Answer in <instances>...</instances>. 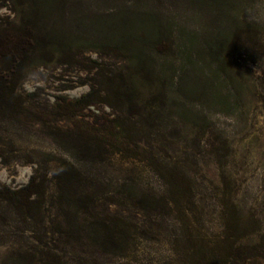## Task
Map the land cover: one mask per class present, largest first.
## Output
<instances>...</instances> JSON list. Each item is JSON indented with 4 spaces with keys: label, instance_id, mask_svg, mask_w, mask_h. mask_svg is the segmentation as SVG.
Masks as SVG:
<instances>
[{
    "label": "rangeland",
    "instance_id": "374dc122",
    "mask_svg": "<svg viewBox=\"0 0 264 264\" xmlns=\"http://www.w3.org/2000/svg\"><path fill=\"white\" fill-rule=\"evenodd\" d=\"M0 23L30 37L14 96L0 100V192L34 175L52 179L70 163L104 198L119 200L129 178L159 193L161 180L124 153L135 150L133 140L147 141L187 172L191 183L179 180L181 193L197 199L201 231H221L224 206L241 244L264 245V0H0ZM90 91L94 104L77 108L74 119L134 123L130 139L118 134L119 153L109 147L114 153L94 163L72 148L63 132L68 111L57 106ZM165 177L177 179L178 171ZM2 214L0 264H21L12 257L16 245L32 243L25 229L41 226ZM162 223L160 242L138 238L131 261L95 255L89 264H175L180 226L170 217Z\"/></svg>",
    "mask_w": 264,
    "mask_h": 264
},
{
    "label": "trees",
    "instance_id": "16d2710c",
    "mask_svg": "<svg viewBox=\"0 0 264 264\" xmlns=\"http://www.w3.org/2000/svg\"><path fill=\"white\" fill-rule=\"evenodd\" d=\"M12 25L0 23V100L13 98L15 79L22 74L23 55L30 43L29 35H18ZM184 88L192 94L197 93L190 82L185 83ZM94 97L90 91L75 101L62 100L57 105L58 109L68 111L66 120L69 125L63 132L72 148L91 163L107 160L106 154L114 153L109 147L116 146L118 150L115 153H119L118 134H125L126 139H130L131 128L134 127V123L128 128L123 127L124 122L117 118H94L92 124L74 119L75 110L93 105ZM127 98L130 99L129 96ZM133 142L135 150L124 148L126 158L138 161L159 178L161 192L144 189L136 178H129L122 184L119 200L104 198L98 183L81 167L70 163L59 168L52 179L34 175L25 186L0 192V209L5 221L11 222L15 216L25 223L29 221L41 226L36 231L25 229L32 243L14 244L17 249L12 257L15 256L21 264H89L94 263L95 255L131 261L134 250L138 248V238L159 243L162 221L170 217L180 226V234L174 241L175 248L171 249L179 258L175 264H257L264 260L263 244L243 245L240 241L244 237L230 231L227 223L230 220L236 223L237 220L225 213L224 206L220 216L227 222L220 225L221 231L210 235L201 231L199 218L195 215L197 199L191 194L186 197L181 193L180 181L191 183L187 172L176 163L173 167L166 163L168 151L165 149H154L147 141L143 143L144 147H140L141 141ZM225 165L223 163L222 167ZM175 170L178 178L169 181L165 177L167 171ZM226 180L224 177L223 187L227 190L230 182ZM50 186L54 188L53 195H49ZM185 187L184 190L190 193L191 184ZM108 206L125 207L136 214L133 219L123 218L120 211L110 213ZM52 209L55 214L51 213ZM240 219L238 215V222Z\"/></svg>",
    "mask_w": 264,
    "mask_h": 264
}]
</instances>
